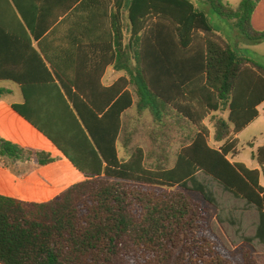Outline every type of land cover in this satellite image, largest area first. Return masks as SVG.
I'll use <instances>...</instances> for the list:
<instances>
[{"label":"trees","instance_id":"1","mask_svg":"<svg viewBox=\"0 0 264 264\" xmlns=\"http://www.w3.org/2000/svg\"><path fill=\"white\" fill-rule=\"evenodd\" d=\"M0 1V81L19 84L25 98L13 108L86 178L45 203L0 195L1 264H264V146L255 155L261 171L229 160L238 152L235 137L264 103V66L241 55L195 0H129V89L116 100L119 83L104 89L111 97L100 107L74 99L71 89L80 91L78 85L26 83V72L8 66L6 11L13 7ZM65 1L12 3L23 17L24 4L34 9L37 2L38 13L56 7L71 13L79 1L81 9L94 4L96 12L105 6L108 13L109 0L60 4ZM112 1L119 17L125 0ZM199 1L238 20L247 40L264 41V31L252 25L262 0H243L237 8L224 0ZM117 33L123 43L120 28ZM31 51L34 64L52 78L41 55ZM8 93L0 87V100ZM132 111L149 115L159 135L168 128L186 131L187 144L171 165H148L140 146L120 159L118 141L124 137L127 148L131 137L123 115ZM212 130L218 148L209 144ZM17 162L34 169L55 158L0 138V166ZM189 192L216 209L215 221Z\"/></svg>","mask_w":264,"mask_h":264},{"label":"crops","instance_id":"2","mask_svg":"<svg viewBox=\"0 0 264 264\" xmlns=\"http://www.w3.org/2000/svg\"><path fill=\"white\" fill-rule=\"evenodd\" d=\"M8 1L13 7V12L8 9L6 11L7 63L8 66H12L11 68L26 72L24 77L26 83L48 84L52 82L59 86L78 85L80 91L71 89V96L77 101L92 100L100 107L104 106L111 97V94L104 89H109L119 83L120 93L118 97H115V100L120 98L122 93L128 91L130 79L127 72L129 61L127 52L128 41L131 37L127 11L129 0H125L119 17L115 15L116 8L112 0H109L108 13H105V6L102 7V12H96L94 4H90L93 6L88 4L81 9L83 1L73 5L70 9L72 12L66 14L63 13L62 7H56L50 12L38 13L36 6L40 2L35 3L34 9L31 4H24V17L16 11L12 0ZM1 3L3 4L0 1V5H2ZM60 4L68 6L70 0ZM196 5L206 13L211 12L205 2H198ZM78 9L80 10L75 13ZM0 10H2L1 6ZM254 14L255 12L252 17V25ZM53 21L55 23L49 27L48 22ZM118 28H120V32L122 31L123 43L119 40ZM29 43L31 49L38 52L43 58L52 78H48V74L41 64H34L37 62L29 48ZM121 85H124L123 90ZM0 87L9 91L0 100V138L22 148L50 153L55 158V162L34 169L25 162H17L11 167L0 166V195L26 203H45L61 195L72 186L84 182L85 176L73 166L63 153L13 108V105L22 106L25 103L22 87L12 81H0ZM64 96L69 100L65 94ZM145 116L146 114L140 116L133 111L130 115L125 113L123 124L128 128L127 132L131 129L141 130ZM205 125H208L207 121ZM153 126L159 130L154 122ZM172 130L186 135L184 130ZM181 136L183 137V135ZM211 137L213 140V130ZM238 137L239 135L235 138L239 142ZM119 141V157L123 160ZM221 145L222 143L215 142L214 146L210 144L211 147L216 148ZM262 146L264 145H260L258 148ZM257 150L252 155L253 160L257 163L253 169L239 160V144L237 154L233 157L230 156L229 160L232 163H242L250 170L261 171L255 157ZM260 184L264 187L262 175Z\"/></svg>","mask_w":264,"mask_h":264},{"label":"rangeland","instance_id":"3","mask_svg":"<svg viewBox=\"0 0 264 264\" xmlns=\"http://www.w3.org/2000/svg\"><path fill=\"white\" fill-rule=\"evenodd\" d=\"M243 0H225L226 3L237 7ZM204 2L195 0V3ZM206 3V2H205ZM211 23L216 29L223 34L243 55L248 59L254 60L264 66V41L252 42L247 40L240 32V22L238 20H228L222 18L212 11L207 13ZM253 28L256 31H264V0L260 1L257 5V10L254 14ZM259 116L253 123L239 134V160L246 163L251 169L256 167V162L253 160L252 155L260 145H264V103L258 108ZM211 127L210 122H208ZM142 129H131L130 143L126 149H123L125 138L122 137L119 141L121 147V154L123 160L127 159V149L129 152L136 147H142L148 154V165L156 168H166L171 165L178 152L187 140L184 134H179L168 128L164 130L162 135L158 134V130L153 126L152 118L149 115L144 117L142 121ZM154 128V129H153ZM183 135V137L181 136ZM152 137L157 138L154 141ZM210 144L214 146V140L210 138ZM132 152V151H131ZM189 197L196 201L205 203L210 208L209 221L216 220V209L207 204L202 195L195 192H189Z\"/></svg>","mask_w":264,"mask_h":264}]
</instances>
